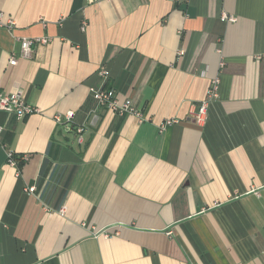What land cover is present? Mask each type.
Returning <instances> with one entry per match:
<instances>
[{"label": "crops", "instance_id": "1", "mask_svg": "<svg viewBox=\"0 0 264 264\" xmlns=\"http://www.w3.org/2000/svg\"><path fill=\"white\" fill-rule=\"evenodd\" d=\"M0 11V94L37 108L0 109V264H264V0ZM34 37L50 41L22 57L19 40ZM216 77L197 122L189 108ZM98 86L143 118L95 106ZM166 118L178 121L161 129ZM7 151L30 157L17 170Z\"/></svg>", "mask_w": 264, "mask_h": 264}, {"label": "built area", "instance_id": "2", "mask_svg": "<svg viewBox=\"0 0 264 264\" xmlns=\"http://www.w3.org/2000/svg\"><path fill=\"white\" fill-rule=\"evenodd\" d=\"M223 20L226 21H233L235 20L234 17L228 16L226 14H223L222 16ZM8 25H11L13 22L12 20H9ZM5 22L3 21V13L0 11V27L5 26ZM81 29H84V23ZM50 41V38L47 37H34V38H21L19 40L20 43V50L19 54L22 57L29 58L32 53L34 52L35 48L40 44H46ZM16 58L14 56H11L9 58V64L14 65L16 64ZM223 62L219 63V67H223ZM97 74L102 77L103 79L107 78L109 75V72L106 68H100L97 71ZM219 84V78L216 77L211 84V87L207 93V97L205 100L200 102L198 105H191L189 108V113L191 116H193L194 120L197 122H203L206 117V111L208 106V100L216 94L217 88ZM90 98L95 103V106H102L108 109L109 111L117 114V115H124V114H130L137 118L138 120H141L143 118L142 113L135 108V106L132 104L130 99H126L123 102H119L116 99L115 91L111 88H105L103 86L98 87H91L90 90ZM0 109L4 110L12 115H14L18 119H23L26 116L34 113L37 111V108L28 102H26L25 98L22 95V92L20 91H13L6 94H0ZM65 128L67 130L70 129V120L73 117V112H67L65 114ZM59 120L60 118L57 117ZM178 120L176 118H166L161 124L160 128L163 129L165 126L171 125L173 123H176ZM81 128H78V133L81 131ZM2 131V128H0V132ZM30 155L29 154H22L20 156H16L13 151H7L6 153V162L8 165L15 167L17 170H19L20 164H24L28 161ZM26 190L28 192H33L35 190L34 186L27 187ZM102 232H94V236L97 237Z\"/></svg>", "mask_w": 264, "mask_h": 264}, {"label": "trees", "instance_id": "3", "mask_svg": "<svg viewBox=\"0 0 264 264\" xmlns=\"http://www.w3.org/2000/svg\"><path fill=\"white\" fill-rule=\"evenodd\" d=\"M22 164H20V167H21ZM20 167H19V170H20Z\"/></svg>", "mask_w": 264, "mask_h": 264}]
</instances>
